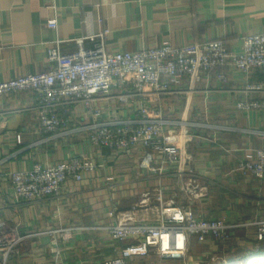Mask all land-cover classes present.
Here are the masks:
<instances>
[{"label": "crops", "instance_id": "1", "mask_svg": "<svg viewBox=\"0 0 264 264\" xmlns=\"http://www.w3.org/2000/svg\"><path fill=\"white\" fill-rule=\"evenodd\" d=\"M54 17L56 31L46 26ZM104 30L109 31L103 43L110 53L210 40H220L228 51L238 53L244 36L264 34V0H0V83L49 71L53 65L47 52L56 41L62 54L74 52L78 42L89 50ZM92 37L94 41L89 40ZM222 74L225 82L218 80ZM248 84L261 88L249 92ZM240 103H264V71L245 76L217 69L195 86L188 99L173 95L161 102L167 118L193 124L185 176L198 177L208 189L207 198L194 203V217L245 225L222 245L209 237L203 243L190 240L191 256L224 252L230 256L226 264H242L254 254H264V243L257 242L252 225L264 222V180L237 171L240 162L264 149V107L239 110ZM35 105L30 93L0 98V161H4L0 231L25 238L8 264H100L113 259L122 245L110 240L103 228L128 212L136 219L155 220L158 205L139 207L140 196L162 190L166 196L176 192L179 197L177 176L170 171L150 173L138 149L121 155L92 147L80 134L52 139L40 135ZM74 112L73 126L88 122L82 109ZM116 113L120 118L131 115L122 108ZM46 138L50 140L31 147ZM73 157L90 160L95 171L81 183L66 182L57 196L28 204L15 200L8 172L56 165ZM63 229L69 231L68 239L54 251L47 233ZM149 259L131 258L128 264H149Z\"/></svg>", "mask_w": 264, "mask_h": 264}, {"label": "built area", "instance_id": "2", "mask_svg": "<svg viewBox=\"0 0 264 264\" xmlns=\"http://www.w3.org/2000/svg\"><path fill=\"white\" fill-rule=\"evenodd\" d=\"M99 24L102 21L98 20ZM46 26L58 29L57 19ZM109 31L99 35V42L86 50L82 42L70 54H62L59 41L47 52L53 65L47 72L18 77L0 83V98L30 93L36 98L34 111L37 131L49 138L83 135L97 149H108L127 155L139 150L152 174L170 171L178 178V193L159 190L145 192L139 207L155 202L159 213L154 221L136 219L133 213H123L113 225L103 228L109 239L122 247L116 257L100 264H128L131 258H145L154 253L161 260L185 258L191 238L198 242L212 238L226 243L231 233L245 225H230L225 219H197L192 205L208 196L207 186L194 175L185 176L187 145L192 141L189 129L193 124L175 122L166 117L161 102L173 95H189L195 86L212 71L227 68L245 76L264 71V34H250L242 38L238 53L228 51L220 40L193 42L181 46L164 44L137 52L110 53L104 46ZM96 37L89 40L94 41ZM218 80L226 81L224 74ZM259 85L248 84L246 91H258ZM239 110L259 109L264 103H240ZM117 108L130 111L118 117ZM82 109L86 124L73 126L74 110ZM169 127V128H168ZM41 140L35 145L45 143ZM20 143V136H16ZM4 161H0V166ZM96 166L88 159L73 157L56 165H35L29 171L11 170L6 174L16 201L24 204L57 196L68 181L81 183ZM237 171L257 181L264 180V149L255 150L251 159L237 165ZM184 193L183 205L180 200ZM153 222V223H152ZM256 226V240L264 243V222ZM51 246L57 250L60 241L68 239L66 229L50 231ZM25 238L0 231V264H8L17 254Z\"/></svg>", "mask_w": 264, "mask_h": 264}, {"label": "rangeland", "instance_id": "3", "mask_svg": "<svg viewBox=\"0 0 264 264\" xmlns=\"http://www.w3.org/2000/svg\"><path fill=\"white\" fill-rule=\"evenodd\" d=\"M243 177H245V176H243ZM254 180H256V179H254ZM199 181H200V184L202 183L201 185H203V182L201 180H199ZM184 195H185L184 193H181L180 200H181L183 205H186V202L184 201ZM203 200H205V199H203ZM203 200H200V201H203ZM200 201H197V202H200ZM193 205H192V207H193ZM155 220H156V218H155ZM205 254H207V255H205ZM149 258H150L149 264H159L160 262L163 261V260L159 259V257L157 255H155L154 253H151L149 255ZM191 258H193L192 262L190 261ZM229 259H230L229 254L224 253V252L223 253L222 252L221 253H198V255L194 256V257L191 256V253H187L185 258H183L181 260H176V261L179 262L180 264H191V263L192 264H226V262ZM167 261H170V260H167ZM237 264H240V262H237Z\"/></svg>", "mask_w": 264, "mask_h": 264}, {"label": "trees", "instance_id": "4", "mask_svg": "<svg viewBox=\"0 0 264 264\" xmlns=\"http://www.w3.org/2000/svg\"><path fill=\"white\" fill-rule=\"evenodd\" d=\"M204 241L199 243H203ZM242 264H264V254H254L252 257H249L247 260H245Z\"/></svg>", "mask_w": 264, "mask_h": 264}]
</instances>
